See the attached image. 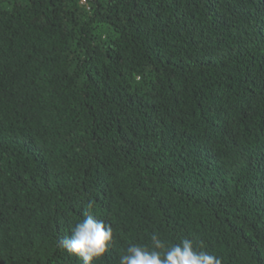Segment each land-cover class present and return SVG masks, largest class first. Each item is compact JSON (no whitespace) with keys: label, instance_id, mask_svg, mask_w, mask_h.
Returning <instances> with one entry per match:
<instances>
[{"label":"trees","instance_id":"trees-1","mask_svg":"<svg viewBox=\"0 0 264 264\" xmlns=\"http://www.w3.org/2000/svg\"><path fill=\"white\" fill-rule=\"evenodd\" d=\"M189 238L264 264V0H0V264Z\"/></svg>","mask_w":264,"mask_h":264},{"label":"clouds","instance_id":"clouds-1","mask_svg":"<svg viewBox=\"0 0 264 264\" xmlns=\"http://www.w3.org/2000/svg\"><path fill=\"white\" fill-rule=\"evenodd\" d=\"M84 218L70 229V235L62 237L58 246L83 264H93L110 250L114 229L112 224L91 214L94 202L87 203ZM151 244H131L120 256L118 264H222L219 257L204 250L202 242L194 243L184 238L168 244L157 233L151 234Z\"/></svg>","mask_w":264,"mask_h":264}]
</instances>
